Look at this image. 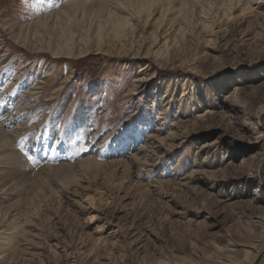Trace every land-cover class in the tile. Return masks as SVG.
<instances>
[{
	"label": "rangeland",
	"instance_id": "374dc122",
	"mask_svg": "<svg viewBox=\"0 0 264 264\" xmlns=\"http://www.w3.org/2000/svg\"><path fill=\"white\" fill-rule=\"evenodd\" d=\"M52 1L0 0V120L7 132L23 127L12 140L27 167L0 158V264H249L264 232H247L233 207L260 197L264 213V111L248 108L251 97L264 104V19L254 16L264 1L236 20L218 0L206 20V0L192 13L179 11L191 0L140 15L139 3L121 6L111 11L128 25L116 32L94 0L67 7L59 19L76 11L80 21L71 20L72 36L45 31L48 50L15 40L74 0ZM70 39V54L51 52ZM145 144L146 165L130 158L124 180L107 168L75 166L69 180L44 168L123 159Z\"/></svg>",
	"mask_w": 264,
	"mask_h": 264
},
{
	"label": "bare ground",
	"instance_id": "6f19581e",
	"mask_svg": "<svg viewBox=\"0 0 264 264\" xmlns=\"http://www.w3.org/2000/svg\"><path fill=\"white\" fill-rule=\"evenodd\" d=\"M93 1L94 0H76V1L74 0V1L67 2L65 5L62 6V8H60L63 11H60L59 9L58 10L60 12L59 11H57V12L55 11V13H60V14H56L55 16H53L54 13H52V12L47 13V14H43V15L39 16L36 20L32 21L31 23L23 25V27H26L25 31L27 33L24 32L23 30H21V31H19L18 33L15 34L14 39L17 40V41L22 42L23 44H27L29 42V40L31 39V42H30L29 45L32 46L33 48H30V49H32V50H35V49H46V50H48L49 47H50L49 46L50 44H49V39L45 35V31L50 37L53 36V37L57 38L58 35L62 34V33H65L66 35H71L72 36V34L69 31V29L71 28L72 21L76 22L75 20H73V18H76L75 15H76L77 12L76 11L73 12L74 15L72 17H66V19L63 20L64 18L61 15L62 14H67L66 13V11L68 10L67 7H70L69 9H71L72 7L74 8L77 5H80V4L81 5H85L86 3L93 2ZM99 1H101V0H99ZM165 1L169 2V3L172 2V0H103V2H105L104 4H105L107 12H108L107 13L108 21L111 24V27H113L116 32L122 30L125 24L128 25V22H127L128 17L127 16L126 17L125 16H120V15L118 16L111 10H115L117 12H121L122 13V12H124V9L122 8L123 6H129V5H133V4L135 5L136 3H139L137 8H136L137 9L136 13H139V15H140V14L146 12V11H149L151 9V7H153L154 5H158V4H161V3H166ZM194 1L195 0H191V2L188 1L186 4L183 3L182 4L183 6L179 9V11L180 12L183 11L184 10L183 7L185 5H187V8L189 9L188 12L192 13V11H193V9L195 7V4L198 3L197 0L195 2ZM206 1H207V3L205 4V6L208 7V8H206L204 6H201V7H199L200 11H198L200 15H202V14L204 15V19L202 18L203 20H206V18L208 17V14H210L209 12H211L213 4L215 3V2H212L211 0H206ZM263 1L264 0H218L216 3H217V5L220 4L218 9H220L219 12L224 17L225 20H230V19L236 20V19H242L246 15L247 12H251L252 9H253V8H251L252 5H256L257 8H258V6L260 7L261 2H263ZM181 2H183V1H181ZM99 9H100V7H99ZM71 13H72V11H71ZM184 13H185V10H184ZM125 14L126 13H124L123 15H125ZM60 16L63 18L62 19L63 21H61V19H59ZM186 16L187 15L184 14V16L182 17L181 20L183 22H187V17ZM254 16H255V20H260L261 18L264 19V13H261V14L257 13ZM77 20H79V19H77ZM106 22H107V20H106ZM106 24L104 23V24L101 25V23L99 22V24L97 25V30H96L97 37L101 38L100 33H102L103 27ZM101 26H103V27H101ZM187 26H189V25H187ZM208 28H210V29L208 30ZM155 30H157V27H156ZM203 30H206V32H208V31L212 32L211 26H209L208 24H206L203 27ZM50 31H52V32L50 33ZM60 39L61 38H59V41H60ZM74 40H77V39H74ZM62 41L61 42H57L55 44V46H52L50 48L51 52L54 55H58V54H61V53L70 54L72 52L73 43H72L71 39H70V41L68 40L69 43L62 42ZM79 44L83 45L81 43H79ZM122 45L124 46L125 43H123ZM84 46H86V45H84ZM99 46H102V45L97 43V47H99ZM108 46H113V45H108ZM97 49L99 50L100 47L97 48ZM124 51H126V50H123V52ZM80 52H82V51H80ZM133 90H135V88L131 89V91H133ZM134 93L135 92L133 91L132 94H134ZM34 94H35L34 90L33 91H28L27 94L25 95V99H27L29 96H32ZM21 101H23V100H20V99L17 100V102H16L17 105L20 104ZM121 103H123V102H121ZM24 106H25V104H24ZM31 106L32 105H28L27 108H25V109H31L32 110L33 107L30 108ZM248 108H249V111H252V109H254V108L262 109L261 111H259V113L262 114V111H264V104L261 103L256 97H251L250 101H249ZM20 109H22V108H20ZM31 110H30V112H31ZM23 112H25V111H23ZM8 116L6 115V117H5V114H4L3 115V119H6ZM0 121H2V122H0V158L8 159V157H15L16 158L15 159V164L18 166L17 170H23V168L26 167L25 164H24L25 162L23 163L21 158L18 155L15 154V152L13 150V146L15 145V142L13 143V140H12V138H15V136L20 135L21 133L24 132V131L21 130L23 127H17V129H16L17 131L13 130V128L11 127L12 130L10 132H7L6 128H8L7 126H8L9 122L6 123L3 120H0ZM9 121L12 122V120H9ZM12 123H14V122H12ZM258 133H259V136H263L264 135V130L262 131V133H261V131H259ZM17 138H19V136ZM17 138H15V141H16ZM165 139L166 138H162L161 140H165ZM161 142L162 141L159 140L155 144H153L154 148L152 150H150L151 151V155H154L155 151L158 150V147H160L162 145ZM148 147H149V145L145 144L144 146H142V148H140L139 150L136 149L137 151H135L134 153L131 152L130 155L124 157L123 159H115V160H109V161L107 160V162H98V161L95 160L94 157H90V158L82 159V160H80V161H78V162H76V163H74L72 165L65 164V163L63 164V162H62V164H59L57 166H47V167H44V168L47 171L48 170L52 171V173H55V174L59 173L60 175L67 177V178H65L66 180H69V178H73V176L75 175V170L72 169L75 166H77V168H79V170L80 169L83 170V171L86 170L85 171L86 173L90 169L91 170L94 169V171L96 170V173H97L98 171L100 172V169L107 168L106 169L107 172H108V169H109L108 174H114L115 176L117 175L118 171L120 173L122 172L123 176H121V177L116 176L115 178H117L119 180H124V178L126 176L130 177L128 175V173H129V170L132 168V165H133L129 161V159L130 158L134 159V158L137 157L138 159H135V160L139 164H144L143 160H145L144 159L145 155H147ZM256 158L258 160L257 162H258L259 174L261 175V172L264 173V145H263L262 151L258 153V156ZM157 162L155 161L152 164V166L156 165ZM18 163L21 164L22 167H20V165H18ZM145 165L146 164H144V166ZM156 166H158V165H156ZM19 167L21 169H19ZM149 169H151V168H149ZM116 170H117V172H116ZM115 172H116V174H115ZM47 173H49V172H47ZM89 173H91V172H89ZM96 173H95V175H96ZM49 174H51V173H49ZM124 174H125V176H124ZM259 198L260 197H254L253 196L247 201L248 203H246V205H243L244 207L242 205L241 206L237 205V206L233 207L234 210L232 209L233 211H235V209H236L235 213L242 214L243 216L247 217L246 228H245V230L247 232L252 231V232H257L258 233V231L261 230V229L262 230L260 232H264L263 231V229H264V213L260 214V212H259V211H261V210H259V208L261 209V206L259 205ZM251 218H255V220L254 219L251 220ZM0 219H1L2 222L5 219L3 214L0 216ZM257 245L258 246H256L257 248H256L255 253L252 256L251 260L249 261V264H253V263L254 264H256V263L257 264H264V240H262V243L260 241V244L258 243Z\"/></svg>",
	"mask_w": 264,
	"mask_h": 264
}]
</instances>
